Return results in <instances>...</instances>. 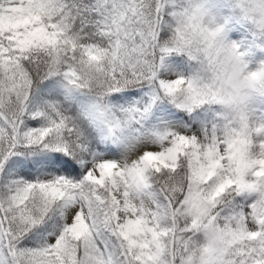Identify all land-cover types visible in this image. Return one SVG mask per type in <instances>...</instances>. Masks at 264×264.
I'll return each instance as SVG.
<instances>
[{
  "label": "snow or ice",
  "instance_id": "snow-or-ice-1",
  "mask_svg": "<svg viewBox=\"0 0 264 264\" xmlns=\"http://www.w3.org/2000/svg\"><path fill=\"white\" fill-rule=\"evenodd\" d=\"M0 264H264V0H0Z\"/></svg>",
  "mask_w": 264,
  "mask_h": 264
}]
</instances>
